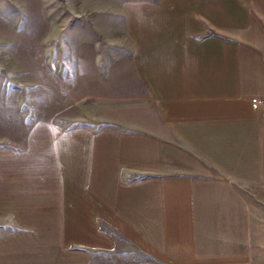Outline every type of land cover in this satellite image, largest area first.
Returning a JSON list of instances; mask_svg holds the SVG:
<instances>
[{
    "label": "crops",
    "instance_id": "0c3cea01",
    "mask_svg": "<svg viewBox=\"0 0 264 264\" xmlns=\"http://www.w3.org/2000/svg\"><path fill=\"white\" fill-rule=\"evenodd\" d=\"M124 7L137 103L0 147V264H264V0Z\"/></svg>",
    "mask_w": 264,
    "mask_h": 264
},
{
    "label": "rangeland",
    "instance_id": "374dc122",
    "mask_svg": "<svg viewBox=\"0 0 264 264\" xmlns=\"http://www.w3.org/2000/svg\"><path fill=\"white\" fill-rule=\"evenodd\" d=\"M131 1L0 0V147H22L40 122L115 127V110L137 103Z\"/></svg>",
    "mask_w": 264,
    "mask_h": 264
},
{
    "label": "built area",
    "instance_id": "2783aa9c",
    "mask_svg": "<svg viewBox=\"0 0 264 264\" xmlns=\"http://www.w3.org/2000/svg\"><path fill=\"white\" fill-rule=\"evenodd\" d=\"M252 106L254 109L264 108V101L258 98L252 99Z\"/></svg>",
    "mask_w": 264,
    "mask_h": 264
}]
</instances>
